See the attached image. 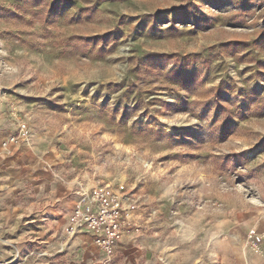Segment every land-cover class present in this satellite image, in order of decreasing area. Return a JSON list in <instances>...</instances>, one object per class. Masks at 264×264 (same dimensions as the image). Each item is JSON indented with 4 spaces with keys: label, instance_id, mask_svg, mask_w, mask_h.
Here are the masks:
<instances>
[{
    "label": "rangeland",
    "instance_id": "rangeland-1",
    "mask_svg": "<svg viewBox=\"0 0 264 264\" xmlns=\"http://www.w3.org/2000/svg\"><path fill=\"white\" fill-rule=\"evenodd\" d=\"M3 118L154 262L246 264L252 229L264 257V0H0Z\"/></svg>",
    "mask_w": 264,
    "mask_h": 264
},
{
    "label": "crops",
    "instance_id": "crops-1",
    "mask_svg": "<svg viewBox=\"0 0 264 264\" xmlns=\"http://www.w3.org/2000/svg\"><path fill=\"white\" fill-rule=\"evenodd\" d=\"M17 132L15 122L0 120V264H102L92 234L66 235L70 215L86 194L58 180L59 164L45 141L3 147ZM153 241L142 230L126 234L113 264H158L149 250ZM244 254L246 264H264L254 251Z\"/></svg>",
    "mask_w": 264,
    "mask_h": 264
},
{
    "label": "built area",
    "instance_id": "built-area-1",
    "mask_svg": "<svg viewBox=\"0 0 264 264\" xmlns=\"http://www.w3.org/2000/svg\"><path fill=\"white\" fill-rule=\"evenodd\" d=\"M30 126L27 120L18 124V132L2 144H18L28 141ZM128 207L119 194L107 188H98L86 194L79 206L71 213L66 235L74 237L78 233L88 232L93 236L94 244L102 251V264H113L114 256L124 236L130 232H139L132 224ZM262 235L256 229L250 230L247 242L253 251H260Z\"/></svg>",
    "mask_w": 264,
    "mask_h": 264
}]
</instances>
